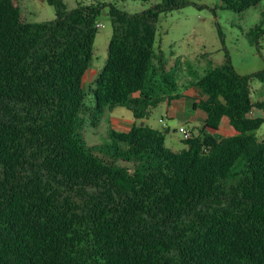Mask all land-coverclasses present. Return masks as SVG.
<instances>
[{"label":"trees","instance_id":"16d2710c","mask_svg":"<svg viewBox=\"0 0 264 264\" xmlns=\"http://www.w3.org/2000/svg\"><path fill=\"white\" fill-rule=\"evenodd\" d=\"M220 1L241 14L262 0ZM48 4L55 19L35 24L0 0V264H264V141L255 134L264 101L252 102L250 87L264 70L238 74L225 47L223 63L190 86L206 96L196 104L205 126L174 151L169 131L146 123L183 95L155 51L156 25L190 3L136 14L109 5L113 35L91 105L82 80L107 4ZM260 16L248 35L258 50ZM120 107L144 125L109 127L86 146V121L98 127ZM225 121L235 133L218 136Z\"/></svg>","mask_w":264,"mask_h":264},{"label":"rangeland","instance_id":"374dc122","mask_svg":"<svg viewBox=\"0 0 264 264\" xmlns=\"http://www.w3.org/2000/svg\"><path fill=\"white\" fill-rule=\"evenodd\" d=\"M185 1L190 4L182 9L161 14L156 25L155 51L163 52L167 70L175 76L178 93H184V90H188L191 84L208 71L221 65L225 59V47L238 74L250 76L264 70V32L259 37V50L248 36L261 22L260 11L264 10V0L258 7L241 14L224 9L220 0ZM14 2L22 19L27 23H47L55 19L54 8L48 4V0ZM62 2L68 11L79 4L88 5L93 2L107 4L102 8L98 18L104 27L97 29L92 45L90 67L82 80V88L88 93L86 104L91 105L92 95L88 88H93L95 79L107 62L108 46L113 35L108 15L109 5L115 4L129 14H136L165 4L166 0H62ZM218 25L224 33L225 46L219 36ZM250 87L252 102L264 101V82L252 79ZM174 105L175 102L172 101L167 116L165 114L167 101L160 103L152 109L146 123L160 131L168 130L166 146L174 151H180L186 148L180 128L194 129L195 125L191 121L194 113L178 108L175 110L177 113L172 114ZM254 115L263 116L260 111H255ZM106 117H102L98 127H91L89 121H86L83 135L86 146H94L105 140L108 130ZM160 118H163L162 123L158 121ZM198 133L199 131L195 132L196 135ZM234 133L225 121L217 135L228 136ZM255 134L259 141H264V125Z\"/></svg>","mask_w":264,"mask_h":264},{"label":"crops","instance_id":"0c3cea01","mask_svg":"<svg viewBox=\"0 0 264 264\" xmlns=\"http://www.w3.org/2000/svg\"><path fill=\"white\" fill-rule=\"evenodd\" d=\"M205 98L206 96H203L199 89L192 86L187 91H185L179 99L173 100L175 102V105L174 107H172L173 110L172 114H176L177 112L175 110L178 108L192 111L194 115L191 117V121L195 126L194 129L193 130L190 129V131L197 132L204 128L206 114L202 112L200 109H198L196 107V104L198 103L199 99H205ZM171 103L172 101L170 102L167 101L168 106L165 108V114L167 116L169 115L170 112ZM105 116H107L106 120L108 123L107 124L108 128L110 127L117 131H129L135 125H139V124L141 125L142 123H144L137 121L130 110L122 107L115 108L113 111L107 112ZM161 120H163V118H160L158 120L159 123H162Z\"/></svg>","mask_w":264,"mask_h":264},{"label":"built area","instance_id":"2783aa9c","mask_svg":"<svg viewBox=\"0 0 264 264\" xmlns=\"http://www.w3.org/2000/svg\"><path fill=\"white\" fill-rule=\"evenodd\" d=\"M95 26H96L97 29H99V28L104 27V24L98 22V23H96ZM161 122H163V120H161ZM180 133L183 134L184 140H189L192 137L191 131L189 129L184 128V127L180 128Z\"/></svg>","mask_w":264,"mask_h":264},{"label":"water","instance_id":"95a60500","mask_svg":"<svg viewBox=\"0 0 264 264\" xmlns=\"http://www.w3.org/2000/svg\"><path fill=\"white\" fill-rule=\"evenodd\" d=\"M144 123H142L141 125L143 126Z\"/></svg>","mask_w":264,"mask_h":264}]
</instances>
